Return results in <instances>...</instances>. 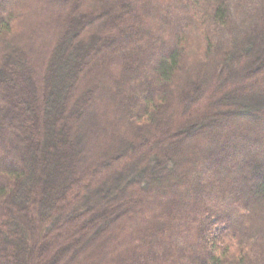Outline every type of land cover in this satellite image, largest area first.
Wrapping results in <instances>:
<instances>
[{
	"label": "trees",
	"instance_id": "1",
	"mask_svg": "<svg viewBox=\"0 0 264 264\" xmlns=\"http://www.w3.org/2000/svg\"><path fill=\"white\" fill-rule=\"evenodd\" d=\"M0 264H264V0H0Z\"/></svg>",
	"mask_w": 264,
	"mask_h": 264
},
{
	"label": "rangeland",
	"instance_id": "2",
	"mask_svg": "<svg viewBox=\"0 0 264 264\" xmlns=\"http://www.w3.org/2000/svg\"><path fill=\"white\" fill-rule=\"evenodd\" d=\"M80 122H76V124H75V126H76V131H77V134H78V132H81V130H82V126H81V124H79ZM78 143L80 144L81 142H80V140H78ZM120 192H121V189H119V194H120ZM153 195H154V192H153ZM98 255H100V253L98 254Z\"/></svg>",
	"mask_w": 264,
	"mask_h": 264
}]
</instances>
